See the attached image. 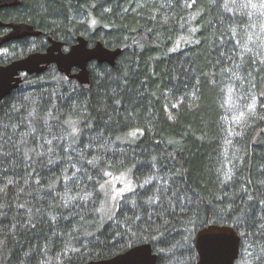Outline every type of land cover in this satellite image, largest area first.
I'll list each match as a JSON object with an SVG mask.
<instances>
[{"label":"trees","instance_id":"obj_1","mask_svg":"<svg viewBox=\"0 0 264 264\" xmlns=\"http://www.w3.org/2000/svg\"><path fill=\"white\" fill-rule=\"evenodd\" d=\"M0 20L41 31L6 60L48 36L121 48L89 83L51 66L0 100V264L141 243L156 264H196L209 224L238 233L235 264H264V0H20ZM123 171L134 187L107 211Z\"/></svg>","mask_w":264,"mask_h":264},{"label":"water","instance_id":"obj_2","mask_svg":"<svg viewBox=\"0 0 264 264\" xmlns=\"http://www.w3.org/2000/svg\"><path fill=\"white\" fill-rule=\"evenodd\" d=\"M20 0H0V9L19 5ZM0 26L8 27L6 34L0 36V46L8 41L25 36L37 37L40 30L28 22H3ZM50 44L45 51H33L0 65V100L9 95L23 81L22 72L38 74L54 63L57 70L68 78H74L81 84L90 82L89 64L91 62L114 65L121 53V48H109L101 41L88 45L85 37L77 36L75 43L62 52L63 42L48 36ZM76 68V71H72ZM240 237L232 226L209 224L199 229L195 234L196 264H235L239 253ZM157 254L153 252L150 243L133 245L123 252L111 257L90 260L84 264H156Z\"/></svg>","mask_w":264,"mask_h":264},{"label":"rangeland","instance_id":"obj_3","mask_svg":"<svg viewBox=\"0 0 264 264\" xmlns=\"http://www.w3.org/2000/svg\"><path fill=\"white\" fill-rule=\"evenodd\" d=\"M46 42L43 40V43ZM29 46V45H28ZM8 52L6 53V49L2 46H0V57H3V60H6L8 58H11L12 56H7ZM23 55H18L16 58H20ZM15 57L13 59H9L10 61L16 59ZM9 60H6L4 64L10 62ZM134 187V184L132 182V179L128 172L123 171L119 172L112 177H110L109 180L104 184V201L105 205L107 206V211H110L113 209L117 202L119 201L120 197L124 194L129 192Z\"/></svg>","mask_w":264,"mask_h":264},{"label":"flooded vegetation","instance_id":"obj_4","mask_svg":"<svg viewBox=\"0 0 264 264\" xmlns=\"http://www.w3.org/2000/svg\"><path fill=\"white\" fill-rule=\"evenodd\" d=\"M15 6H17V5H15ZM9 7H13V6H8V7H4V8H9ZM1 9H3V8H1ZM0 9V10H1ZM0 28H1V32H0V36L1 35H3V34H6L7 32H8V30H9V28L8 27H4V26H0ZM30 36H25V37H22V38H20V39H23V38H29ZM56 39V38H55ZM58 40H60V39H58ZM76 40V39H75ZM60 41H62V40H60ZM9 42H11V41H8V42H5V43H3L1 46L2 47H6L7 45H8V43ZM63 42V45H62V47H61V50H62V52H66L74 43H72L71 45H69V46H66L65 45V43H64V41H62ZM88 42V41H87ZM45 44H46V46H45V48H44V50H42V51H45L46 50V48L48 47V45L50 44V42L48 41V38L46 37V42H45ZM88 45H90V44H88ZM27 54V53H26ZM25 54V55H26ZM25 55H23V56H25ZM22 56V57H23ZM51 66H55L56 67V65L54 64V63H51V64H49L48 65V67L47 68H49V67H51ZM46 68V69H47ZM57 68V67H56ZM77 69L76 68H73L72 69V71L74 72V71H76ZM23 74H25V72H22V75Z\"/></svg>","mask_w":264,"mask_h":264},{"label":"snow or ice","instance_id":"obj_5","mask_svg":"<svg viewBox=\"0 0 264 264\" xmlns=\"http://www.w3.org/2000/svg\"><path fill=\"white\" fill-rule=\"evenodd\" d=\"M251 107V106H250Z\"/></svg>","mask_w":264,"mask_h":264}]
</instances>
